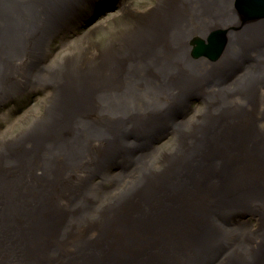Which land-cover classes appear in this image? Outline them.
Listing matches in <instances>:
<instances>
[{
	"label": "bare ground",
	"instance_id": "1",
	"mask_svg": "<svg viewBox=\"0 0 264 264\" xmlns=\"http://www.w3.org/2000/svg\"><path fill=\"white\" fill-rule=\"evenodd\" d=\"M91 1L0 0V108L49 90L38 118L0 140V264H264V220L252 229L243 216L264 213V9L245 22L238 0H157L136 13L130 6L102 50L46 65L45 43ZM94 1L107 10L115 0ZM215 44L212 60L193 55ZM224 72L234 85L221 82ZM196 94L203 110L174 122V106ZM179 125L162 171L145 158L129 188L106 194L103 211L64 192L67 181L129 160L137 133ZM59 196L79 201L70 211L87 213L85 224L73 217L58 225L68 212L47 213L46 203Z\"/></svg>",
	"mask_w": 264,
	"mask_h": 264
},
{
	"label": "rangeland",
	"instance_id": "2",
	"mask_svg": "<svg viewBox=\"0 0 264 264\" xmlns=\"http://www.w3.org/2000/svg\"><path fill=\"white\" fill-rule=\"evenodd\" d=\"M156 1L157 0H115L112 4H109L110 6L108 8L102 6V8H107V10H100V7L98 6L99 3L94 0L90 3H83L82 7L87 8L83 12L81 11L83 17L77 23L73 22L70 27L63 28L61 31L62 33L54 40L50 38L47 45L45 43L43 55L45 57L44 60L46 65H53L57 67L65 61L75 58L77 56L76 53H81L82 49L87 50L88 52L90 50H92V52L102 50L107 44L114 40L113 37L117 35L119 36L120 33L117 32L120 25L118 24L122 21H128L129 16L123 15L124 17H121V12L123 10L131 9L134 13L143 12L147 8L152 7ZM129 3L131 4L129 5ZM96 7L99 8L96 9ZM111 8H114V10L111 11ZM86 10H88V13H85ZM98 11L99 13L101 11L103 12L98 14ZM86 16L88 18H86ZM62 34H64V36L61 39ZM113 34L114 36L112 37ZM48 58L51 60L50 63L47 62ZM224 74L225 76L221 82H225L226 84H229V86L234 85L228 81L230 79L229 72H224ZM216 91L217 90L214 92ZM48 93V89H37L36 91L11 99L3 105L0 108V140H11L19 133L21 134L25 131L30 124L38 118L45 104L47 106L49 98ZM189 93L190 92L186 93V95ZM209 94H212L211 90L207 93V95ZM149 99L150 98H148L147 101ZM144 103L145 102H143V104ZM137 104H139V102H137ZM143 104L140 108H143ZM206 104L207 101L202 94L198 96L196 94L191 98L186 106H184V104L175 105L174 122L176 120L184 122L193 120V118L203 110V107H205ZM260 104L261 102L259 99L252 102L248 106L249 111L254 113L255 109H257ZM132 105L136 106V103H133ZM217 110L218 109L215 111L218 112ZM257 116L260 118V115ZM181 131H184V129L181 125H179L174 131L166 129L161 134H156V136L154 135V137H151V135L148 137H141L140 134L137 133L134 141L139 142L140 145L134 148L135 154L132 155L129 160H122L121 158L112 159L109 163H107L105 170L95 171L91 176L88 175L87 177L72 183L67 181L69 184L66 185L68 187H64V192H71L70 189H72L73 193L76 194V197L78 198L88 196L87 200L89 204L95 208H89L91 213L96 210L103 211L101 209V203L106 194L117 189L129 188L132 185V180L129 176L135 171L137 164H139L140 167L143 166L145 158L147 162L145 167L153 168L156 172L163 169L164 164L162 155L163 153L167 154L169 149L173 150ZM260 193V191H257L256 195ZM67 197L69 198V196ZM62 200L63 198H60L59 196L58 198L49 199L46 203L47 213H50V211L68 212L65 216V222H59L56 219L58 225L65 227L69 226L70 220L67 219H72L73 217L79 224H85L87 217L89 216L87 213L84 212L83 214H80L78 213V210L73 212L70 211V208L75 206V204L79 201L72 204L69 200H67V202L61 204L60 202ZM261 207V209H264V202L261 203ZM243 213L244 212H242V214ZM232 216L233 215L230 217ZM243 216L248 219L244 223L252 229H256L258 223L261 222V220H264V213L262 214L259 212H256V214L246 213V215L244 214ZM226 224L240 225L237 220H229V217L226 219ZM94 229V227L90 228L91 231ZM227 249L228 247L226 246L225 249L221 251L220 257Z\"/></svg>",
	"mask_w": 264,
	"mask_h": 264
},
{
	"label": "water",
	"instance_id": "3",
	"mask_svg": "<svg viewBox=\"0 0 264 264\" xmlns=\"http://www.w3.org/2000/svg\"><path fill=\"white\" fill-rule=\"evenodd\" d=\"M236 6L237 9L241 11L240 15L243 17V20L245 22L247 19L259 20L260 15H258V13H260L264 9V0H238ZM214 33V37H216L217 41V39L220 38L221 35L217 32ZM219 49L220 45L218 44L211 45V47L199 45L193 55L196 57H200V55L210 56L212 60L213 56L218 54Z\"/></svg>",
	"mask_w": 264,
	"mask_h": 264
}]
</instances>
